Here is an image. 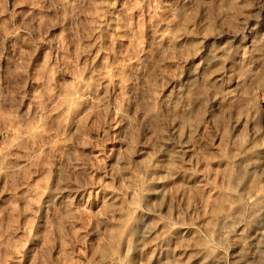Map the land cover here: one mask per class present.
Listing matches in <instances>:
<instances>
[{
  "label": "rangeland",
  "instance_id": "obj_1",
  "mask_svg": "<svg viewBox=\"0 0 264 264\" xmlns=\"http://www.w3.org/2000/svg\"><path fill=\"white\" fill-rule=\"evenodd\" d=\"M245 147L264 0H0V264H264Z\"/></svg>",
  "mask_w": 264,
  "mask_h": 264
},
{
  "label": "bare ground",
  "instance_id": "obj_2",
  "mask_svg": "<svg viewBox=\"0 0 264 264\" xmlns=\"http://www.w3.org/2000/svg\"><path fill=\"white\" fill-rule=\"evenodd\" d=\"M250 29V28H249ZM230 42V41H229ZM228 48V47H227ZM256 49V48H255ZM239 52V51H238ZM232 53V52H231ZM228 55V54H227ZM211 73V72H210ZM223 74V73H222ZM222 74H214V75H211V77L209 76V78L207 79L208 81H209V83H211V84H214L215 82H217V81H219L220 79H221V75ZM223 76V75H222ZM236 82L238 81V80H235ZM236 93H237V91H236ZM235 93V89H232V90H229V91H227V93H226V96L227 97H232L234 94H236ZM215 97V96H214ZM201 102V101H200ZM215 103V102H214ZM237 104V103H236ZM199 117V116H198ZM234 118V117H233ZM235 119V118H234ZM242 120V119H241ZM230 121V120H229ZM239 121V120H238ZM234 122H236V120L234 121ZM238 123V122H237ZM240 123V122H239ZM234 125H236V124H234ZM241 131V130H240ZM257 134V133H256ZM246 136V135H245ZM246 139V138H245ZM187 141V140H186ZM185 142V141H184ZM204 143V142H203ZM245 143V142H244ZM192 144V143H191ZM165 145V144H164ZM177 146V145H176ZM191 146V145H190ZM193 146V145H192ZM178 147V146H177ZM247 147H249V146H247ZM247 147H245V148H243V150H242V152H237V153H235V156H232V157H234L235 159H237V160H239L240 161V164H239V175H242L243 174V176H244V174H248V173H251V175H254V176H256L257 177V180L259 179V180H261V181H263L264 180V148H262V149H247ZM189 148H191V147H189ZM254 148V147H253ZM180 149V148H179ZM188 149V148H187ZM191 149H193V148H191ZM234 149V148H233ZM242 149V148H241ZM240 149V150H241ZM245 149V150H244ZM212 150V149H211ZM189 151V150H188ZM187 151V152H188ZM235 152V151H234ZM234 155V154H233ZM221 156V155H220ZM175 157V156H174ZM179 157V156H178ZM222 157V156H221ZM225 157V156H224ZM223 158V157H222ZM219 159V158H218ZM229 159V158H228ZM245 161H247V162H245ZM205 162V161H204ZM238 162V161H237ZM225 164V163H224ZM207 171V170H206ZM214 171V170H213ZM229 171V170H228ZM202 172V171H201ZM216 173V172H215ZM237 175V174H236ZM239 175H237V177L239 176ZM229 177V176H228ZM242 177V176H241ZM240 178V177H239ZM238 178V179H239ZM234 179V178H233ZM228 180V179H227ZM236 180H237V178H236ZM258 180V181H259ZM229 181V180H228ZM220 182H222V181H220ZM225 182V181H224ZM233 182V181H232ZM238 182V181H237ZM260 182V181H259ZM258 182V183H259ZM264 182V181H263ZM198 183V182H197ZM260 184H261V182H260ZM264 184V183H263ZM261 186V185H260ZM259 186V187H260ZM252 187V186H251ZM255 187V186H254ZM231 188V187H230ZM163 189V188H162ZM217 189V188H216ZM262 188H258V190H261ZM162 191V190H161ZM247 193L249 194V192L247 191ZM253 194V193H252ZM251 194V195H252ZM254 198L253 199H255V200H257L256 202H259V203H257L258 205H257V207L255 208V210H254V213H255V215H257V216H261L262 214H264V190H262L260 193H258V191L254 194V196H253ZM240 199V198H239ZM254 200V201H255ZM255 204V203H254ZM226 206H227V209H229V210H233V208L235 209V206H234V204H233V202H229L228 204H226ZM254 207H255V205H253ZM221 210H222V208H221ZM228 211V210H227ZM231 211H229V212H226V211H221L222 212V214L221 215H219L220 217H219V219H221V221H223L224 223H225V225H224V228H227L226 227V225L228 226L230 223H231V216H232V213L233 212H231ZM252 213V212H251ZM250 218V217H249ZM218 219V220H219ZM256 219V218H255ZM230 227V226H229ZM243 229V228H242ZM222 230V229H221ZM240 231V230H239ZM150 233V232H149ZM176 235V234H175ZM249 235V234H248ZM247 235V236H248ZM165 237V236H164ZM164 239V238H163ZM234 245V244H233ZM235 245H237V244H235ZM162 249V248H161ZM196 249V248H195ZM196 250H198V253H197V255L195 256V257H192V258H194V260L196 261V262H199V252H202L204 249L202 248H200V249H196ZM177 251V250H176ZM195 262V263H196ZM201 264V263H200Z\"/></svg>",
  "mask_w": 264,
  "mask_h": 264
}]
</instances>
